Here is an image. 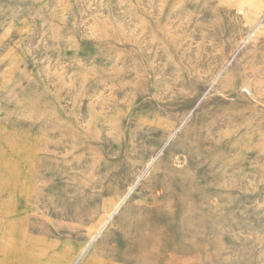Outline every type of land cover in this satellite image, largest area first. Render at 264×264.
Returning <instances> with one entry per match:
<instances>
[{"label": "rangeland", "instance_id": "obj_1", "mask_svg": "<svg viewBox=\"0 0 264 264\" xmlns=\"http://www.w3.org/2000/svg\"><path fill=\"white\" fill-rule=\"evenodd\" d=\"M0 264H264V0H0Z\"/></svg>", "mask_w": 264, "mask_h": 264}]
</instances>
